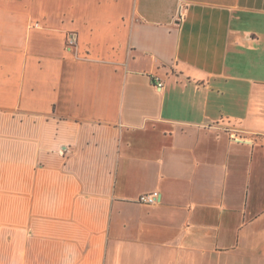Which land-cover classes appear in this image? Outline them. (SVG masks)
<instances>
[{"label": "crops", "instance_id": "crops-1", "mask_svg": "<svg viewBox=\"0 0 264 264\" xmlns=\"http://www.w3.org/2000/svg\"><path fill=\"white\" fill-rule=\"evenodd\" d=\"M0 264H264V0H0Z\"/></svg>", "mask_w": 264, "mask_h": 264}, {"label": "built area", "instance_id": "built-area-1", "mask_svg": "<svg viewBox=\"0 0 264 264\" xmlns=\"http://www.w3.org/2000/svg\"><path fill=\"white\" fill-rule=\"evenodd\" d=\"M76 43H77L76 34L73 32H69L66 35V39H65L66 49L70 50L74 48L76 46ZM156 86L160 88L162 84L157 83ZM158 198H159V193L153 192L150 194L140 195V197L136 200V202L142 205H154L158 203Z\"/></svg>", "mask_w": 264, "mask_h": 264}]
</instances>
